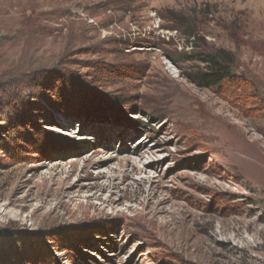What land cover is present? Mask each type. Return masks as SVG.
I'll return each instance as SVG.
<instances>
[{
	"label": "rangeland",
	"instance_id": "1",
	"mask_svg": "<svg viewBox=\"0 0 264 264\" xmlns=\"http://www.w3.org/2000/svg\"><path fill=\"white\" fill-rule=\"evenodd\" d=\"M0 264H264V0H0Z\"/></svg>",
	"mask_w": 264,
	"mask_h": 264
},
{
	"label": "trees",
	"instance_id": "2",
	"mask_svg": "<svg viewBox=\"0 0 264 264\" xmlns=\"http://www.w3.org/2000/svg\"><path fill=\"white\" fill-rule=\"evenodd\" d=\"M188 61L200 64L189 74V80L201 89H221L226 85H237L241 79L233 73V63L226 53L219 52L214 55L196 53L190 55Z\"/></svg>",
	"mask_w": 264,
	"mask_h": 264
},
{
	"label": "bare ground",
	"instance_id": "3",
	"mask_svg": "<svg viewBox=\"0 0 264 264\" xmlns=\"http://www.w3.org/2000/svg\"><path fill=\"white\" fill-rule=\"evenodd\" d=\"M141 149H143V146H141V147H140L139 149H137L136 151L131 152V155L134 156V157L137 156V157H139V158L143 157L144 155H143ZM134 159H136V158H134ZM134 159H133V160H134Z\"/></svg>",
	"mask_w": 264,
	"mask_h": 264
},
{
	"label": "built area",
	"instance_id": "4",
	"mask_svg": "<svg viewBox=\"0 0 264 264\" xmlns=\"http://www.w3.org/2000/svg\"><path fill=\"white\" fill-rule=\"evenodd\" d=\"M148 33L150 34V33H151V31H149ZM189 44L193 45V43H189Z\"/></svg>",
	"mask_w": 264,
	"mask_h": 264
}]
</instances>
